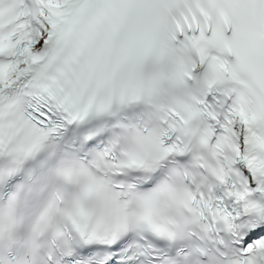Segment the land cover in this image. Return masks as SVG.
<instances>
[{"label": "snow or ice", "instance_id": "1", "mask_svg": "<svg viewBox=\"0 0 264 264\" xmlns=\"http://www.w3.org/2000/svg\"><path fill=\"white\" fill-rule=\"evenodd\" d=\"M0 264H264V0H0Z\"/></svg>", "mask_w": 264, "mask_h": 264}]
</instances>
